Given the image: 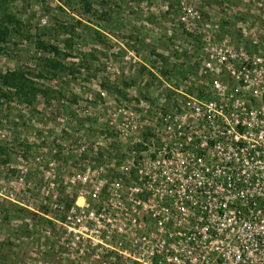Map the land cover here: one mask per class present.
Masks as SVG:
<instances>
[{
  "label": "rangeland",
  "instance_id": "374dc122",
  "mask_svg": "<svg viewBox=\"0 0 264 264\" xmlns=\"http://www.w3.org/2000/svg\"><path fill=\"white\" fill-rule=\"evenodd\" d=\"M253 1L0 0V264H84L65 225L78 176L209 87L217 41L251 49Z\"/></svg>",
  "mask_w": 264,
  "mask_h": 264
},
{
  "label": "built area",
  "instance_id": "2783aa9c",
  "mask_svg": "<svg viewBox=\"0 0 264 264\" xmlns=\"http://www.w3.org/2000/svg\"><path fill=\"white\" fill-rule=\"evenodd\" d=\"M253 3L251 49L217 41L209 87L156 112L114 171L78 176L90 188L65 225L84 264H264V0Z\"/></svg>",
  "mask_w": 264,
  "mask_h": 264
},
{
  "label": "trees",
  "instance_id": "16d2710c",
  "mask_svg": "<svg viewBox=\"0 0 264 264\" xmlns=\"http://www.w3.org/2000/svg\"><path fill=\"white\" fill-rule=\"evenodd\" d=\"M48 62H51V60H48L47 63ZM13 75H16V73H11V76H13Z\"/></svg>",
  "mask_w": 264,
  "mask_h": 264
}]
</instances>
